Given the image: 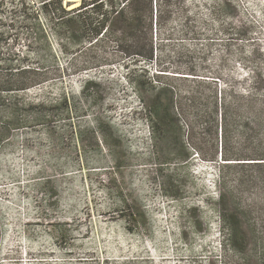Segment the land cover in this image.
Wrapping results in <instances>:
<instances>
[{
	"label": "rangeland",
	"instance_id": "obj_1",
	"mask_svg": "<svg viewBox=\"0 0 264 264\" xmlns=\"http://www.w3.org/2000/svg\"><path fill=\"white\" fill-rule=\"evenodd\" d=\"M0 7L2 23L23 25L17 0ZM172 11L154 22L149 65L114 46L63 55L46 33L48 50L41 19L0 43V65L92 68L3 95L18 109H0V264H264V167L224 171L235 163L204 125L216 98L264 99V0ZM233 121L229 157L264 156V128L244 112ZM223 214L240 219L239 251Z\"/></svg>",
	"mask_w": 264,
	"mask_h": 264
},
{
	"label": "trees",
	"instance_id": "obj_2",
	"mask_svg": "<svg viewBox=\"0 0 264 264\" xmlns=\"http://www.w3.org/2000/svg\"><path fill=\"white\" fill-rule=\"evenodd\" d=\"M17 1L21 6L20 14L24 18L23 25H17L15 21L7 24L0 21V28L3 29L0 31V43H3L4 46L10 43L9 32L11 30L27 29L30 31L31 27L25 22L31 18L36 21L41 19L44 31L39 29L41 35L38 42L39 45H44L48 50H50L49 37L56 42L60 53L63 55L74 56L84 51L106 55L107 51L114 46L116 53L149 65L155 62L157 54L154 43V22L156 21L157 27L159 20H171L174 14L172 8L175 0H82V4L74 9L65 7L64 0ZM32 1L40 5L35 12L29 7ZM0 14H4L1 7ZM35 34H37V30ZM19 37L20 35H17L16 39ZM16 42L15 40L14 44ZM91 69L90 67H73L54 73L42 67L0 65V109L15 117L18 108L11 103H6L3 95L28 91L49 81L51 76L63 78V75L65 76L67 73L71 76L79 75ZM134 84L141 86L137 82ZM173 100L170 109L174 108ZM212 108V112L204 117V125L213 132V143L219 145L220 141V157L226 163H235L225 164L223 170L245 166L264 167L263 155L253 158L229 157L228 153L233 119L240 112L250 115L257 121L260 129L264 128V99L247 100L246 103H243V100L237 97L224 101L216 98ZM64 109H68V106ZM158 117L161 121L160 125H163L165 120L160 116ZM189 118L191 126L201 122V118L198 116ZM151 128L153 131L156 129L155 123H152ZM2 142L4 141L1 139L0 147ZM220 175H222L223 180L221 171ZM220 197L224 198L223 195ZM222 216L225 232L229 233L227 237L228 246L239 251L240 219L236 214H223Z\"/></svg>",
	"mask_w": 264,
	"mask_h": 264
},
{
	"label": "bare ground",
	"instance_id": "obj_3",
	"mask_svg": "<svg viewBox=\"0 0 264 264\" xmlns=\"http://www.w3.org/2000/svg\"><path fill=\"white\" fill-rule=\"evenodd\" d=\"M69 1H72V2H77L78 0H69Z\"/></svg>",
	"mask_w": 264,
	"mask_h": 264
}]
</instances>
